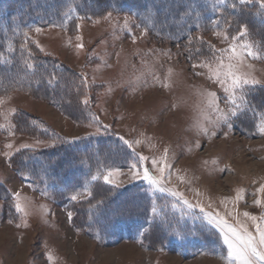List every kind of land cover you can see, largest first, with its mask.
<instances>
[{"label": "rangeland", "instance_id": "obj_1", "mask_svg": "<svg viewBox=\"0 0 264 264\" xmlns=\"http://www.w3.org/2000/svg\"><path fill=\"white\" fill-rule=\"evenodd\" d=\"M69 1L47 23L16 29L6 53L14 73L0 77L10 80L0 85V264H237L207 216L253 234L243 213L264 217V108L250 106L264 94V0H231L252 6L240 10L246 18L233 17L229 0H202L209 11L183 38L143 27L133 12ZM45 59L58 71L45 76ZM66 69L80 93L61 100ZM229 72L260 83L233 88ZM41 84L46 96L34 91ZM80 144L95 153L69 185L19 169L17 157Z\"/></svg>", "mask_w": 264, "mask_h": 264}, {"label": "trees", "instance_id": "obj_2", "mask_svg": "<svg viewBox=\"0 0 264 264\" xmlns=\"http://www.w3.org/2000/svg\"><path fill=\"white\" fill-rule=\"evenodd\" d=\"M201 1L202 0H79L80 3L78 4L84 5L85 8L89 7V5H96L99 10L114 9L116 12L119 10L123 12H133L136 19L143 27L148 26L149 28L156 30H162L161 28H163L168 34L170 33L172 36L183 38L186 36L185 33L195 30L197 27L196 25L203 23L204 18L202 19L201 14H206L209 11V7L205 5L200 6V3L204 4L205 2ZM77 2L75 3L77 4ZM229 2L233 17L237 12L238 15L240 14L245 17L241 14L240 10H242V13L243 9L252 10V6L241 7L236 3L232 6L233 2L231 0H229ZM71 4L72 3L69 0H0L1 78L6 75L11 76L14 73V68L7 67L9 65L6 62V59H8V47L14 46L15 44L14 37H12V35L17 31L16 29H20L22 25L45 24L48 20H52L54 17L51 19L48 18L52 15H55L56 17V13L60 10H62L63 13L71 6ZM76 10H78L77 7ZM217 18L222 21L221 17ZM246 20L248 23L254 22L251 15H249V18ZM44 62L47 63L46 70L44 71L45 76L48 72L52 74L58 71L57 69L52 68V63L50 61L45 59ZM65 75L62 79H60L63 86H61L59 90L63 92V96L59 93L60 98L61 100L62 97L63 99H66V97L67 99L69 97L74 99V97L80 93V87L75 91L77 85L76 82L72 80L71 75H74V78H76L77 75L75 73H71L68 69L65 70ZM7 80L8 79H4L3 83L0 85L3 87L8 86L6 83L10 80ZM34 91L37 93H44V96L47 94V90L44 89L42 84ZM261 95L264 94L257 92L252 95L253 100L250 106L255 112H259L264 108V97ZM71 104L74 103L72 102ZM93 153H95V150L90 144H80L71 147L62 145L58 148L39 153L37 155L32 156L28 154L26 157H17V162L19 169H27L28 173H30V169L34 170L35 166H37V174L38 176L42 175L41 177L43 179L46 177L48 178L49 173L54 175L58 174L57 176L61 175L62 179H66V184L69 185V182L74 181L75 178L84 173V170L80 165V158L84 155L91 156ZM84 157L87 160L91 159L87 156ZM87 160L85 162L90 164Z\"/></svg>", "mask_w": 264, "mask_h": 264}, {"label": "snow or ice", "instance_id": "obj_3", "mask_svg": "<svg viewBox=\"0 0 264 264\" xmlns=\"http://www.w3.org/2000/svg\"><path fill=\"white\" fill-rule=\"evenodd\" d=\"M249 2L250 0H239L240 5H244ZM261 7L264 8V4H261ZM35 31L39 32L41 31V29L37 28L35 29ZM245 31L246 29L242 28L241 34H244ZM77 39L79 40L80 38L77 37ZM224 39L225 40L228 39L227 35H225ZM231 39L233 41L236 40V36H232ZM189 43H191V37H189ZM77 47L79 48L82 46L78 44ZM229 51L232 52L233 57L236 56L234 46L230 45ZM193 67H196V65H193ZM216 75L219 76V73H216ZM226 75H228L231 78L232 80L231 86L233 88H240L242 85H247L249 83L253 85L260 83L259 80L249 79L247 78L246 75L243 77L236 76V75H233L231 72L227 73ZM219 82L223 83V81H219ZM227 90L228 89H225V91ZM210 95H214V94H210ZM239 99L241 102L244 101L243 94H241ZM83 102L85 104L88 103L86 99ZM235 102H236L235 97H229V103H235ZM240 106L242 105H238V107ZM231 114L233 116L236 115L235 112H232ZM222 118L227 121V116H224ZM124 143L131 146L129 141H124ZM7 147H11V146L8 145ZM197 147H199V145H197ZM140 159L144 160L145 157L141 156ZM158 170L160 173H163L164 168L160 167ZM110 175L111 173H109V175L104 176L105 183L109 182ZM143 178L146 181H149L153 185L158 183L157 179L155 177L150 176L147 171L143 173ZM93 179H95V177H93ZM260 191H264V186H262ZM77 198H78L77 195H72L70 197V199L73 201L77 200ZM240 198L241 197L239 196L237 197V199H240ZM13 199L16 201V203L14 204L16 211L18 213L23 211L21 204L19 203V194H17ZM185 203L187 202L185 201ZM254 203L256 205H260L261 201L259 199H256L254 200ZM201 211H203V209H201ZM243 215L253 222V227L255 229L254 234L248 230L246 225H241L239 229L233 227L232 225L228 224L225 221V219L221 217L218 213L215 216H207V220L210 225L220 229V232L223 236V243L227 245V248H228L227 255L230 258L235 259L237 261V264H264V217H261L260 221L257 222V217L250 216L249 213L247 212L243 213ZM68 217H69V220H71L72 218L71 212L68 213ZM237 223H240V222L237 221ZM17 226L19 227V225Z\"/></svg>", "mask_w": 264, "mask_h": 264}, {"label": "crops", "instance_id": "obj_4", "mask_svg": "<svg viewBox=\"0 0 264 264\" xmlns=\"http://www.w3.org/2000/svg\"><path fill=\"white\" fill-rule=\"evenodd\" d=\"M126 239H128V240H132V242L135 240V238L134 237H126ZM162 250H167V251H173L175 254H178L177 256H179V257H181V258H183V259H185L186 258V254L185 253H179V252H177V250H176V248H171V247H165V248H162ZM194 256L193 255H190V257L189 258H193Z\"/></svg>", "mask_w": 264, "mask_h": 264}]
</instances>
